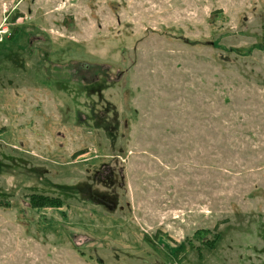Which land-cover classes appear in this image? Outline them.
<instances>
[{"label": "rangeland", "instance_id": "1", "mask_svg": "<svg viewBox=\"0 0 264 264\" xmlns=\"http://www.w3.org/2000/svg\"><path fill=\"white\" fill-rule=\"evenodd\" d=\"M0 264H264V0H0Z\"/></svg>", "mask_w": 264, "mask_h": 264}, {"label": "trees", "instance_id": "2", "mask_svg": "<svg viewBox=\"0 0 264 264\" xmlns=\"http://www.w3.org/2000/svg\"><path fill=\"white\" fill-rule=\"evenodd\" d=\"M29 201L32 207L35 208L50 207V206L57 207L60 205V201L58 199L51 198L49 196L38 193L31 194L29 196Z\"/></svg>", "mask_w": 264, "mask_h": 264}]
</instances>
